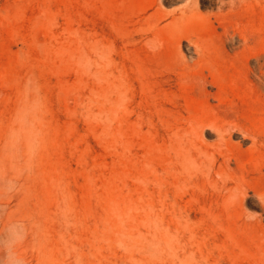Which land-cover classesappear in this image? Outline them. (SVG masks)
Masks as SVG:
<instances>
[{
    "label": "rangeland",
    "instance_id": "rangeland-1",
    "mask_svg": "<svg viewBox=\"0 0 264 264\" xmlns=\"http://www.w3.org/2000/svg\"><path fill=\"white\" fill-rule=\"evenodd\" d=\"M147 4L0 0V264H264V171L230 206L208 182L178 195L154 183L163 121L173 117L139 111L124 42ZM200 11L203 31L218 35L217 2L204 0ZM254 18L264 26V13ZM101 41L105 61L128 73L130 111L117 87L102 90ZM194 57L187 42L172 54L188 64ZM224 72V94L248 119L264 116V93H247L232 69ZM240 139L232 140L247 162L250 143Z\"/></svg>",
    "mask_w": 264,
    "mask_h": 264
},
{
    "label": "bare ground",
    "instance_id": "bare-ground-1",
    "mask_svg": "<svg viewBox=\"0 0 264 264\" xmlns=\"http://www.w3.org/2000/svg\"><path fill=\"white\" fill-rule=\"evenodd\" d=\"M203 1L148 0L124 37L125 56L133 60L131 70L141 97L139 111H168L173 117L162 125L165 149L162 145L159 148L165 152L160 167L153 168L157 171L156 186L165 184L166 194L172 191L178 195L180 190L188 192L189 187L194 192L201 186L199 182L204 189L208 182L215 197L230 206L242 201L251 189V174L264 171V116L248 119L239 103L224 94L218 80L225 68L232 69L234 84L238 80L247 93H264V26L259 28L254 23L255 15L264 13V0H215V30L221 32L215 36L209 33V37L203 31ZM165 3L176 6L168 8ZM184 42L195 53L190 64L172 58ZM107 51L110 53L109 47L106 49L101 41L97 72L99 80L107 83L102 84V90L117 87L118 100L123 101L125 111H130L128 73L110 64L111 59L105 61ZM211 99L216 101L214 105ZM106 100L100 102V111H109ZM208 132L214 137L209 142L204 136ZM237 135L240 141L250 143L247 162L239 158L232 140ZM151 152L147 144L142 155L147 158ZM120 190L117 199L123 193ZM145 191L150 193L148 187Z\"/></svg>",
    "mask_w": 264,
    "mask_h": 264
}]
</instances>
